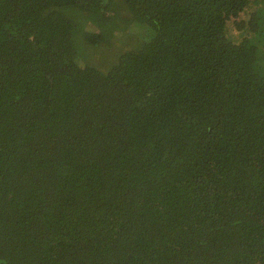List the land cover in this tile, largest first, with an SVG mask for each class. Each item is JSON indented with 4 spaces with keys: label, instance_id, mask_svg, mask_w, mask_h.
Wrapping results in <instances>:
<instances>
[{
    "label": "trees",
    "instance_id": "1",
    "mask_svg": "<svg viewBox=\"0 0 264 264\" xmlns=\"http://www.w3.org/2000/svg\"><path fill=\"white\" fill-rule=\"evenodd\" d=\"M0 264H264V0H0Z\"/></svg>",
    "mask_w": 264,
    "mask_h": 264
}]
</instances>
